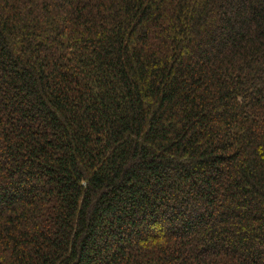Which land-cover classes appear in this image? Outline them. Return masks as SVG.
<instances>
[{
  "label": "trees",
  "instance_id": "trees-1",
  "mask_svg": "<svg viewBox=\"0 0 264 264\" xmlns=\"http://www.w3.org/2000/svg\"><path fill=\"white\" fill-rule=\"evenodd\" d=\"M0 264H264V0H0Z\"/></svg>",
  "mask_w": 264,
  "mask_h": 264
}]
</instances>
